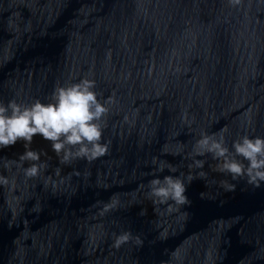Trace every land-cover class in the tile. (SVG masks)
Masks as SVG:
<instances>
[{
  "label": "water",
  "instance_id": "water-1",
  "mask_svg": "<svg viewBox=\"0 0 264 264\" xmlns=\"http://www.w3.org/2000/svg\"><path fill=\"white\" fill-rule=\"evenodd\" d=\"M85 76L113 101L109 151L61 163L35 135L46 167L26 178L6 166L24 141L0 149V264H264V186L225 191L206 154L190 205L169 213L148 195L168 172L153 157L187 174L201 132L264 136V0H0V101H44Z\"/></svg>",
  "mask_w": 264,
  "mask_h": 264
},
{
  "label": "clouds",
  "instance_id": "clouds-1",
  "mask_svg": "<svg viewBox=\"0 0 264 264\" xmlns=\"http://www.w3.org/2000/svg\"><path fill=\"white\" fill-rule=\"evenodd\" d=\"M238 6L241 0H229ZM112 98L101 102L95 91V81L87 76L78 80L57 84L48 99L38 98L21 102L10 99L0 101V149L12 146L17 141H24L26 150L19 159L10 162L22 169L26 178L37 177L46 167L40 159L41 153L29 146L35 135L48 140L61 163H70L76 159L93 161L107 154L109 143L102 141L104 123L109 112L108 105ZM201 132L192 146V163L187 174L177 173V168L170 162L153 157L156 173L148 182V195L154 204L166 205L167 212L176 211L181 206L191 204L187 187L194 179H205L203 170L205 161L197 157L210 154L217 160L216 171L229 175L233 182L222 181L225 191H234L236 183L244 180L253 188L264 186V136L243 134L234 139L229 146L224 132ZM178 154V153H177ZM25 162H29L25 166ZM191 169H199L193 173ZM9 178L0 175V185L9 184ZM202 197L204 193H201ZM171 202V203H170ZM115 207L114 203L104 206V211ZM132 234L123 231L116 234L112 245L119 248L129 242ZM137 245H142L140 237L135 238Z\"/></svg>",
  "mask_w": 264,
  "mask_h": 264
}]
</instances>
